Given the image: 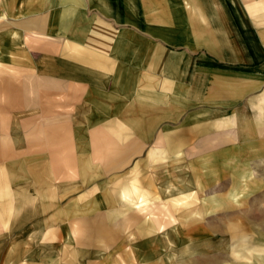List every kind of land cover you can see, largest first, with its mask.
Listing matches in <instances>:
<instances>
[{"label": "crops", "instance_id": "crops-1", "mask_svg": "<svg viewBox=\"0 0 264 264\" xmlns=\"http://www.w3.org/2000/svg\"><path fill=\"white\" fill-rule=\"evenodd\" d=\"M0 35V49L14 65L35 68L38 80L63 82L69 99L77 101L75 116L107 114L105 106H115L121 116L112 123L124 133L117 138L129 143L122 162L152 142L203 148L201 171L219 184L225 178L232 188L224 192L228 201L216 192L202 209L212 214L236 209L247 188L255 190L246 182L255 177L250 164L261 172L255 178H264V0H0ZM31 52L44 59L34 61ZM139 92H149L154 108L147 119L137 117L133 107L136 99L146 97ZM105 98L116 102L108 104ZM157 105L165 107L159 116ZM74 131V138L68 137L70 155L61 152L64 140L56 137V187H46L53 189L56 217L70 223L86 219L93 180H100L103 171L92 172L91 143L78 141ZM150 154L134 165L131 191L121 190L123 201L163 200L151 190L157 188L155 178L139 169L154 160ZM190 161L181 156L182 163ZM108 212L95 220L107 221ZM123 215L143 238L141 248L153 256L155 221L134 209ZM223 223L230 228L227 239L213 241L199 230L190 249L203 257L212 254L213 264H237L236 221ZM100 227V242L106 243V226ZM183 234L177 238L182 235L184 242L192 237Z\"/></svg>", "mask_w": 264, "mask_h": 264}, {"label": "rangeland", "instance_id": "rangeland-1", "mask_svg": "<svg viewBox=\"0 0 264 264\" xmlns=\"http://www.w3.org/2000/svg\"><path fill=\"white\" fill-rule=\"evenodd\" d=\"M5 52L0 49V264H213L212 254L203 257L196 248L190 249L196 245L192 239L197 240L199 230L203 237L213 241L227 239L230 228L223 226V222L229 219L236 221L237 264H264V178H255L261 172L254 164L249 167H253L255 177L246 182L255 190L247 188L235 204L236 209L212 214L201 207L216 192L228 201L224 192L232 186L225 178L219 184L201 171L199 167L206 165L203 148L166 147L152 142L122 162L129 143L117 138L124 133L112 123L116 116H121L115 106H105L107 114L75 116L73 108L77 101L69 99L62 81L58 86L52 79L38 80L35 68L14 65L11 55ZM31 58L44 59L36 52H31ZM141 95L146 97L136 99L133 107L136 105L137 117L147 119L152 116L153 107L149 106V92ZM104 101L116 102L107 98ZM142 101L147 104L143 106ZM158 105L159 116L160 109L164 111L165 107ZM162 128H158V135ZM74 129L78 130V141L91 143L88 149L93 160L92 172L103 171L100 180H93V194L87 197L92 198V204L87 203L91 206L85 211L86 219H73L70 223L62 216L60 220L56 217V199L50 201L53 189L46 187H56V137L64 140L60 143L61 152L70 155L68 139L74 138ZM206 151L210 152L207 148ZM149 154L154 160L150 164L146 161L139 169L146 177L155 178L157 188L151 190L157 191L163 200L123 201L121 190L131 191L130 172L139 159ZM182 155L193 161L182 163ZM45 192L51 193L43 195ZM122 202L127 209H134L157 224L153 256L141 248L143 238L133 232L128 215H123L129 210L123 208ZM105 210H109L110 217L98 221L100 224L95 219ZM62 214L57 212L58 216ZM101 225L106 226V243L100 242ZM184 230L192 235L185 242ZM178 234L182 235L177 238ZM256 247L261 248L263 255ZM255 256H262V261ZM221 260L224 261L223 257Z\"/></svg>", "mask_w": 264, "mask_h": 264}]
</instances>
